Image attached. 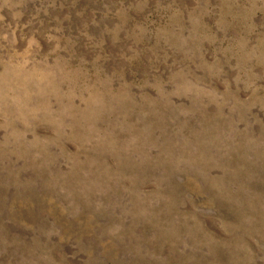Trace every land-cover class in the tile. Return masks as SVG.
<instances>
[{
	"label": "rangeland",
	"instance_id": "374dc122",
	"mask_svg": "<svg viewBox=\"0 0 264 264\" xmlns=\"http://www.w3.org/2000/svg\"><path fill=\"white\" fill-rule=\"evenodd\" d=\"M0 264H264V0H0Z\"/></svg>",
	"mask_w": 264,
	"mask_h": 264
}]
</instances>
